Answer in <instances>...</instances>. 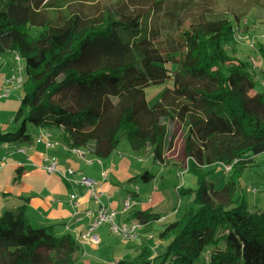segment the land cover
I'll list each match as a JSON object with an SVG mask.
<instances>
[{"label": "trees", "instance_id": "obj_1", "mask_svg": "<svg viewBox=\"0 0 264 264\" xmlns=\"http://www.w3.org/2000/svg\"><path fill=\"white\" fill-rule=\"evenodd\" d=\"M50 1L0 0V58L14 54L16 72L26 79L14 117L18 129L0 133V144L30 142L27 125L60 128L69 150L102 161L125 134L135 151L150 146L161 164L165 121L180 122L188 130L185 152L196 166L189 173L197 175V189L187 192L193 208L159 234L169 243L163 256L146 261L143 249L136 261L112 264H156L161 258L157 264H264V209L254 212L244 199L236 203L240 179L264 154V93L254 91L251 63L234 59L226 48L237 32L233 21L192 25V33L182 34L183 46L176 42L165 51L161 33L146 30L131 9L104 26L77 15L55 23L43 13ZM177 21L158 30L173 31ZM236 21L241 28L240 18ZM257 51L264 62V46ZM257 68L264 76V68ZM153 85L166 87L150 106L145 90ZM221 166L229 180L216 190L208 179ZM141 179L147 182L149 176ZM17 211L0 216V264H84L71 234L37 228L25 206ZM132 214L142 226L161 219L151 210Z\"/></svg>", "mask_w": 264, "mask_h": 264}, {"label": "rangeland", "instance_id": "obj_2", "mask_svg": "<svg viewBox=\"0 0 264 264\" xmlns=\"http://www.w3.org/2000/svg\"><path fill=\"white\" fill-rule=\"evenodd\" d=\"M130 9L134 16L140 15L143 18L142 22L146 30L152 33H161L162 40L165 41L162 46H167L164 49L165 51H170L172 44L176 42L183 46L182 34L185 31L192 33L190 29L192 25L197 24V27H200L210 21L226 23L232 20L237 32H233L232 37H230V43L226 45V48L234 59L251 63L249 72L256 83L254 91L256 93H264V76L258 73L260 68H257L260 66L264 68L263 59L257 51V47L260 44L264 46V0H51L43 13L45 17L49 18V20L52 19L55 23H61L69 16L77 15L89 20L91 24L102 22L101 25L104 26L108 18H111L113 22H117L116 15L118 13L127 14ZM236 17L240 18L241 28L240 26L238 27ZM174 19L178 21L173 31L166 30L161 32L158 30L169 20L173 22ZM178 25H182L180 29H178ZM240 38L246 40L239 41ZM255 46L257 47L255 48ZM165 87L163 85H153L145 90L150 106H154L160 101L161 93ZM165 124L168 126V140L163 149L164 160L161 161V164L155 162L150 146L135 151L130 146L125 134L122 135L114 154L106 161L109 164L115 162L114 170L108 179V183L112 187H118H115L118 190L113 192V202L120 204L121 209L126 202L131 206L129 210L123 212H129L125 215V220L128 224H123V226L140 225L139 220H134L131 217V213L145 211V207L149 206L148 210H151V213L161 216L160 221L149 223L144 227L141 225L142 228L138 232L136 239L120 241L121 247L117 243L120 236L117 237L111 233L109 227L105 226L106 229L104 227L103 229H97L96 235L100 237L101 244L98 243L100 244L99 246L87 249L86 256L88 257L84 255L85 252L82 250V256L79 255L78 257L80 262H92L95 264L100 259L114 262L115 258H120L122 254L129 255L128 259L130 261H136V258L139 255L141 256L136 251L138 246L147 249L149 255H146V261H152L151 258L153 256H163L167 252L169 243L160 239L159 234L167 225L182 219L186 211L193 208V197L191 193L187 194V192L197 189L195 177L197 175L189 173L190 169L195 170L196 166L187 157V151L185 152V140L188 135L186 125L177 121L167 120ZM28 128L30 129L31 127L28 125ZM73 154L76 155L77 153L73 152ZM78 155L79 158H83L81 157L83 154L79 153ZM103 162L91 157V161L88 162L90 164L88 180L93 181L95 184L96 182L101 183L103 176L101 175L102 178L100 177L96 168ZM203 170L208 173L210 169L205 166ZM221 170L208 179L210 183H214L216 190L223 188L229 180V175L223 172L225 170L223 166H221ZM145 173L149 176V181L147 182L141 179V176ZM133 178H138L136 183H130ZM80 183L82 184V180ZM239 185L237 195L240 197H236V203H241L244 199L248 206L255 207L249 208L250 210L256 212L264 209V154L254 159V166L244 173ZM97 188L98 190H95L94 194L99 191V186ZM253 189L258 190V193H253ZM99 194L97 197L92 195L95 196V198H92L99 202L101 207L109 209V207L100 202ZM153 200L160 203L164 202V204L161 203L155 207L158 212H153ZM135 202H139V206ZM76 203L79 208L80 202L77 197ZM74 207L76 206L74 205ZM101 207L99 206L96 209L97 213ZM16 212L18 211H14V213ZM97 216L98 214L96 219ZM117 216H119L118 212ZM119 218L122 219V217ZM119 218H117L118 224L121 223ZM91 232L93 231L90 230L83 237L81 236L82 238H79L82 241L81 244L92 246V241L96 238V235L90 234ZM157 246H159V249L156 254L153 252V248ZM93 248H96L97 251H94ZM161 259L157 260L156 264L160 263ZM204 261L203 256L200 258L199 263ZM168 264H171V262L169 261Z\"/></svg>", "mask_w": 264, "mask_h": 264}, {"label": "crops", "instance_id": "obj_3", "mask_svg": "<svg viewBox=\"0 0 264 264\" xmlns=\"http://www.w3.org/2000/svg\"><path fill=\"white\" fill-rule=\"evenodd\" d=\"M16 71L14 54L0 58V133L15 132L18 129L14 117L21 107L26 79L23 76V81L20 83L21 75ZM29 126L31 128L29 129L27 125V131L31 135L30 142L19 145L0 144V216L4 212H14L25 206L26 215L33 226L37 228L53 226L58 235L71 234L79 242L86 256L87 249H92L93 246L81 244L79 238L90 231L91 225L96 221V209L101 207L80 183L82 179L89 178L88 162L93 156L79 158L74 155L65 145L63 131L60 128L42 129ZM47 142H50L51 146H48ZM106 161L107 159L102 160L103 164L96 168L100 177L103 176L100 184L96 182V186H99L100 202L110 210L114 209L118 212V218L122 217L119 218L120 225L128 224L125 215L129 212L123 213L124 207L122 206L121 209V205L113 202L112 199L113 192H116L118 187L115 185L116 188L112 187L108 183L115 162L109 164ZM51 164L57 167V172L53 174L44 168ZM72 195L78 198L79 208L70 203ZM153 202V212H158L155 207L164 202L154 200ZM135 203L139 206V202ZM149 208L150 206L145 207V211ZM131 217L133 218L132 213ZM105 226L109 227L104 224L99 229L103 227L106 229ZM96 232L93 235H96ZM120 241L124 240L119 238L117 242L121 247ZM93 249L97 251L96 248ZM143 249L145 248L138 246L136 251L141 254ZM158 249L159 246L154 247L153 252L157 254ZM155 256L150 258L153 259ZM128 258L129 255L122 254L115 260H129ZM100 260L102 263H110L104 259Z\"/></svg>", "mask_w": 264, "mask_h": 264}, {"label": "built area", "instance_id": "obj_4", "mask_svg": "<svg viewBox=\"0 0 264 264\" xmlns=\"http://www.w3.org/2000/svg\"><path fill=\"white\" fill-rule=\"evenodd\" d=\"M22 81H23V76L21 75L20 83H22ZM47 144H48V146H51L50 142H47ZM73 152H76L77 153L76 155H78L79 153L83 154V156H81V157L85 156V153L81 150H74ZM51 165L45 166L44 168L47 172H49L50 174H53L54 172H57V167H56V165H52V166ZM82 185L86 188V190L88 191V194L91 197L95 198V196H92V195H96V197L98 196L99 191H97L94 194V191L98 190V188L93 181L88 180V179H82ZM70 199H71V204L73 206L75 205L76 208H78V204L76 203V196L72 195ZM124 206H125L124 212L129 210L131 207L128 202H126ZM97 214H98L97 219L91 225V228H90V230L93 231L90 233L92 235H93L94 231L97 230L103 224H109L111 226V230L114 233L122 234L125 237L130 238V239H136L138 232L142 228L140 223H139L140 225H137V226L133 225L132 227H125L123 225L122 226L118 225L117 224V218H118L117 212L110 210V209H107V208H104V207H101ZM92 243L95 245H98V243H100L99 237L96 236V238L92 241Z\"/></svg>", "mask_w": 264, "mask_h": 264}]
</instances>
